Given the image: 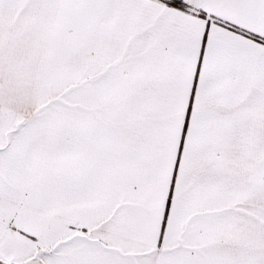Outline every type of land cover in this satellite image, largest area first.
Wrapping results in <instances>:
<instances>
[{"label":"snow or ice","instance_id":"obj_1","mask_svg":"<svg viewBox=\"0 0 264 264\" xmlns=\"http://www.w3.org/2000/svg\"><path fill=\"white\" fill-rule=\"evenodd\" d=\"M0 264H264V0H0Z\"/></svg>","mask_w":264,"mask_h":264}]
</instances>
